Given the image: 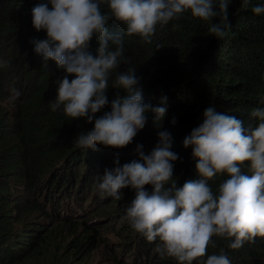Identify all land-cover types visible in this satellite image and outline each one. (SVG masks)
<instances>
[{
    "label": "trees",
    "instance_id": "1",
    "mask_svg": "<svg viewBox=\"0 0 264 264\" xmlns=\"http://www.w3.org/2000/svg\"><path fill=\"white\" fill-rule=\"evenodd\" d=\"M42 2L47 0H0V61L9 65L0 68V264H22L28 257L41 253L52 234L67 227L76 232L81 225L87 244L95 239L99 243L96 231L100 229L93 224L112 215H125L135 192L130 187L124 189L123 195L130 200L124 205L119 204L124 198L101 199L94 188L95 176L103 175L106 168H114L117 157L120 165L139 160L137 145L149 154L158 143V131L171 134L170 150L178 154L172 162L173 179L180 187L199 178L192 146L185 148L183 140L203 122L205 108L213 105L217 112L235 116L243 122L247 134L258 123L251 111L264 106L260 104L264 97V14L257 16L250 10L256 4H264V0H249V10L241 9V0H232L231 27L223 39L209 35V22L195 19L190 13L162 28L157 26L150 44L141 43L140 37L126 36L124 56L129 64L121 63L118 71L136 68L144 101L163 106L161 97L167 96V113L159 127L148 113L145 127L124 148L97 144L94 149H78L74 146L75 138L90 131L94 120L90 123L86 118L70 119L62 108L51 110L50 101L55 99L58 87L55 81L66 73L52 60L45 64L34 51L32 41L47 38L46 30L37 32L32 25L31 9ZM108 27L114 33L124 34V25L119 22L110 21ZM98 46L94 36L88 51L96 55ZM68 78L71 80L74 75ZM14 90L20 96L14 102L17 114L11 117L1 102L9 100ZM117 94L126 95L110 86L106 93L109 104L95 114L96 118L111 110V101ZM249 163L242 166L244 174H250ZM226 178L218 175L209 181L214 193ZM145 188L152 191L151 185ZM88 194L89 203L83 209L81 202ZM119 207L122 212L117 210ZM14 208L17 214L11 213ZM101 208L112 213L90 215V223L75 220ZM33 212L41 213L43 219L37 226H27ZM123 221L127 225L123 230L129 236L124 246L131 249L132 264H177L171 258L160 259L154 252L155 245L139 234L132 237V228ZM213 242L214 246H208V255H219L223 250L231 264H264V237L235 250L228 248V240L213 237ZM112 252L111 264H128L119 262L116 252ZM83 255L82 248L60 264H92Z\"/></svg>",
    "mask_w": 264,
    "mask_h": 264
},
{
    "label": "clouds",
    "instance_id": "2",
    "mask_svg": "<svg viewBox=\"0 0 264 264\" xmlns=\"http://www.w3.org/2000/svg\"><path fill=\"white\" fill-rule=\"evenodd\" d=\"M230 3L232 0H47L35 4L32 25L37 32L46 30L47 38L33 40L34 51L45 64L52 60L66 73L55 81L58 87L50 101L51 110L62 108L70 119L94 120V127L78 135L74 146L81 150L94 149L97 144L124 148L145 127L148 113L157 127L167 113V96L161 97L163 106L144 101L136 68L118 71L121 63L129 64L124 56L126 36L150 44L157 26L162 28L190 13L209 22V35L220 40L231 27ZM241 9L249 10V0H241ZM250 10L257 16L264 14V4ZM113 20L124 25L123 35L109 30ZM94 36L99 42L96 55L88 51ZM8 66L7 61H0V68ZM69 75L74 78L69 80ZM110 86L126 95L117 94L111 110L96 118L109 104L106 93ZM19 96L14 90L9 103ZM260 104L264 105V97ZM251 115L258 123L246 134L243 122L235 116L217 112L213 105L205 108L203 122L183 140L185 148L192 146L198 179L177 186L172 162L178 154L170 150L171 134L158 131V143L149 154L137 145L139 160L120 165L117 157L114 168L96 175L95 191L101 199L119 201L121 189L134 190L123 219L155 245L160 259L171 258L177 264H231L223 250L219 255L207 254L208 246H214L213 237L228 240V248L233 250L264 237V106L254 108ZM245 162H250V174L242 172ZM218 175L227 178L214 193L209 181ZM145 185H151L152 191Z\"/></svg>",
    "mask_w": 264,
    "mask_h": 264
},
{
    "label": "rangeland",
    "instance_id": "3",
    "mask_svg": "<svg viewBox=\"0 0 264 264\" xmlns=\"http://www.w3.org/2000/svg\"><path fill=\"white\" fill-rule=\"evenodd\" d=\"M1 107L6 110V114L8 116H16V103H9V100H5L4 102H1ZM130 156H134V154H131ZM124 189L125 188L120 190L121 198H124L123 200L119 201L120 205L128 204L130 202V200L125 198V196L123 195ZM93 191L94 190H91V193ZM88 196L89 194L81 202L83 209L89 203V201H87L86 199ZM113 200L115 199H112V201ZM107 202L110 203V201ZM114 203L116 205L118 202ZM112 208H114V206ZM12 210L13 211L11 213L17 214L15 213L17 209L14 208ZM117 210L119 212L123 211L121 207H119V209ZM106 213H112V211L103 210V208H101L99 211H96V213L91 211L82 217L80 216L76 218L75 220L84 219L90 223V221L92 220V218L88 219L90 215L100 217V215H106ZM123 216L124 215H122L121 213L119 215L117 214L116 216L112 215L93 224L94 228L100 229L96 231V238L99 239V243H97V240L95 239L94 243L87 244V241L85 240L86 231L81 225H78L76 232L72 231L71 229H67L70 228L67 227L61 232L52 234L50 238L47 239L42 252L28 257L22 264H60V261L69 260L70 258H72L73 254L76 255V252H78L82 248L85 255H83V259H85L88 263L111 264V262L114 261L109 258V255L112 254V250H114L116 252L115 257L119 262H128V264H132V260H130L131 249L129 246H127L126 248L124 246L129 242V236H127L126 231L123 230V228L127 226L125 225L126 222L123 221ZM42 219L43 216L41 213L33 212L30 214L29 219V221H31L32 223H28L27 226H37L40 224L39 222ZM121 222H123V225L120 224ZM16 226L17 224H15V227ZM134 234L135 232L133 230V232L131 233L132 237ZM194 264H196V262H194Z\"/></svg>",
    "mask_w": 264,
    "mask_h": 264
}]
</instances>
